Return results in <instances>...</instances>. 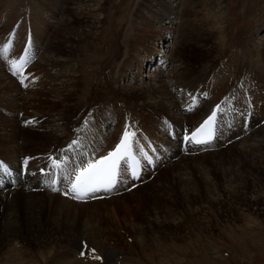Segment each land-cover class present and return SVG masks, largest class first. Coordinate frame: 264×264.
Returning a JSON list of instances; mask_svg holds the SVG:
<instances>
[{"label":"bare ground","instance_id":"bare-ground-1","mask_svg":"<svg viewBox=\"0 0 264 264\" xmlns=\"http://www.w3.org/2000/svg\"><path fill=\"white\" fill-rule=\"evenodd\" d=\"M94 1L37 0V8L48 12L50 19H54L58 14L64 16V19L60 20L59 18L60 21L52 30L50 21L41 18L40 12L35 8V13L32 14L36 28L34 33L30 23L23 22L22 16H25V10L18 6L13 7L0 3L5 16L4 25L17 19L10 28L5 41L0 45V161L19 172H24V179L17 186L0 191V250L11 242L15 246L19 237L25 236L27 238L25 240L36 243H51L71 237V234L77 231L79 238L82 236L90 238L98 242L101 249L104 248L105 244L103 243L106 240H104L103 233L105 230L94 232L98 227L96 223L87 218L83 225V220L78 221L77 218L90 214L99 215L100 208H106L107 198L88 202L75 200L67 192L69 189L67 180L65 188L60 191H54L49 187H35L41 178L46 184L54 183L53 178L48 175L38 176V172L52 167V163L56 159L66 156L64 154L70 147H80L88 154L91 153L93 159H98L111 149L115 140L129 124L134 125L135 129L139 131L136 134V141L145 143L152 140L157 146L164 148L161 155L167 160H171L180 151L174 149V145L167 140L165 132L160 130L165 127L167 121H174L178 130L188 131L203 117L214 111L221 117L220 125H224V128L220 129V135L223 137L228 130L225 116L229 112H233L240 120L244 119L245 113L253 117L252 120L255 122L251 124L252 130L249 132L260 128L249 134L247 138L232 145L228 144L226 151L235 147L236 151L238 148L242 152H249L252 148H259V144L264 142V122L259 123L260 119L255 114V111H259L263 115L259 107L264 105V100L259 102V93L255 91L254 87L246 84V87L250 86L249 89L252 90L249 91L244 88L245 85L243 86L247 75L252 81L255 78L252 75L259 74L256 75L258 77L256 82L262 77L264 69L252 65L249 57L251 54L255 56L258 53L264 63V40L257 44L252 38L254 34L251 33L252 36L247 34L243 28L236 32L233 49L236 52L233 54V50L231 51L228 63L221 59L218 60L223 65L222 69L215 68L212 70L213 74L210 73L211 75L204 73L205 78H202L198 83H190V80L182 79L188 76L185 71H181L179 74L181 82L170 79V76L167 77L168 80L175 82L173 86L177 89L185 90L182 103L176 101L175 97L171 95V90L169 91L163 85V82L168 83L164 78L166 74L164 75L163 72L157 73L154 78L150 75L155 84L146 87L130 85V83L123 84L124 86L117 85L122 79H127V73L131 75V78H136L139 67L145 65L144 61L147 60L154 46L153 42L164 38L170 29V25L164 26L162 21L169 19L170 16H176L175 13H178L176 9L180 13H185L178 16V38L176 37L178 41L187 34L191 36L186 30L196 24L199 16L202 15L200 19L205 27V32L210 34L209 36L214 40L217 52L219 48L223 50L229 39L227 30L222 26V20L225 18L217 10H214L223 0H205L201 12H194L193 0H153L159 4L161 2L160 10L154 6L148 7V1L144 0L142 6L148 7L144 10L149 16L142 15L141 4L137 3L135 12L127 20L128 25L126 26L130 27V31L119 30L116 34L112 29L113 36L103 57H99L95 53L104 42V26L111 13L107 12L108 0L92 4ZM120 2L121 0H116L113 3L114 13H116ZM1 4L6 7L2 9ZM58 4L64 5L65 8L62 12V8ZM76 18L82 20V25H79L82 28H74ZM171 19L168 24L173 23ZM126 26H123L124 30ZM260 26L264 28V22ZM21 27L23 30L19 34ZM195 34L197 36L199 33ZM1 35L5 34L0 29ZM71 36L73 40L70 39ZM196 41L198 40L196 39ZM5 49L7 51H4ZM212 49H215L214 46ZM83 51H87L88 55L85 56ZM210 51V49L206 50L208 54ZM36 54H39L37 59L35 58ZM27 55L28 57L32 55V57L22 69ZM172 55L173 60L183 61L180 59L178 50L172 51ZM154 60L156 63L157 57ZM114 63H117V69L114 68ZM249 64L252 67L255 66L254 71L247 70ZM13 65H16V74H14ZM59 68L61 71L52 72L53 69L58 70ZM187 71H192V68H188ZM86 72L93 75L87 79ZM217 74L221 76L217 77ZM215 83H219V85L214 86ZM257 86L259 88V85ZM88 88L89 91H87ZM232 91L238 92L235 94ZM200 95L203 103L195 107L194 110H187L195 101L196 96ZM231 99L237 104L232 105ZM41 107H45L46 112L41 110L33 112L35 108ZM179 111H182L180 117L176 115ZM232 117L233 115L229 113L228 118ZM24 124L25 126H23ZM244 136H240L239 139ZM73 141L77 143L74 144ZM216 150H220L219 153L225 151ZM206 152L186 153L197 156H182L181 158L209 155V151ZM159 167L160 165L157 169ZM123 185L126 184L123 183ZM125 190L123 193L127 192ZM131 194L133 193H128L126 196L129 197ZM153 194L155 192L152 190L149 193L145 192V195L148 196H153ZM45 228L47 230H44ZM89 233L91 235L96 233L97 236H91ZM107 237L106 235L105 239ZM196 238L198 240L199 237ZM69 242L71 241L69 240ZM161 251L163 250L161 249ZM154 252L156 251L154 250ZM36 253V259L33 257L26 259V256H21L24 253L17 254L15 248L9 252L4 250L3 253L0 252L2 259L0 264H53L49 259L52 256L51 251L49 253L36 251ZM149 257L146 258L151 259ZM63 261L67 260L63 257Z\"/></svg>","mask_w":264,"mask_h":264},{"label":"rangeland","instance_id":"rangeland-1","mask_svg":"<svg viewBox=\"0 0 264 264\" xmlns=\"http://www.w3.org/2000/svg\"><path fill=\"white\" fill-rule=\"evenodd\" d=\"M36 1L0 0V3L13 7L18 6L25 10L26 14L22 16L24 18L23 22L30 23L33 33L36 28L32 14L35 13L34 9L36 8L40 12L41 18L50 21L49 24L53 30L61 18L64 19V16L58 14L54 19H50L48 12L46 13V11L37 8ZM98 1L102 2L101 0H95L92 4L98 3ZM143 1L121 0L116 13H114L113 3L116 0H108L107 12L111 14L108 15L105 22L104 42H102L95 55L99 57L105 55L109 41L113 36L112 29L116 34L119 30L123 32L130 31V27L126 26L128 25L127 20L135 12L137 3L141 4L142 15H148L144 8L149 6H154L160 10L161 2L159 4V2L147 0L148 7H143ZM200 1L193 0L194 12L202 11L201 7L205 0ZM1 5L2 9L6 7L3 4ZM58 6L62 8L61 12L65 8L61 4H58ZM214 10H217L225 18L222 20V26L227 30L229 39L227 38L228 41L223 50L219 48L217 52L214 40L204 30L205 27L200 19L202 15L199 16L196 24L186 30L192 37L187 34L178 41V16L185 13H180L176 9V12H178L175 13L176 16H170L169 19L162 21V24H165L164 26L170 25V29L164 35L165 39L160 38L159 41L153 42L154 46L148 58L145 57L147 58L144 61L145 65L139 67V73L137 74L139 76L136 75V78H131V75L127 73V79H122L119 83L117 82V85L124 86L130 83V85L146 87L155 84L152 78L157 73L163 72L164 75L166 74L164 78L168 82H163V85L169 91L171 90V95L177 101V98H180L177 94H183L184 90L173 86L175 82L168 80V76L178 82H181L182 79H188L190 83H198L202 78H205L204 73L213 74L212 70H215V68L222 69L223 65L218 60L221 59L228 63L232 52L233 54L236 52L233 50L234 39L236 32L241 28L244 31L246 30L247 34L253 33L254 37L252 34L251 36L257 44L264 40V28L260 26L264 22V0H223ZM170 19L173 23L168 24ZM4 21V12L0 7V29L6 35L0 36V45L5 41L10 28L17 19L6 25H4ZM81 22V19L76 18L74 28H82L79 26L82 25ZM5 26L6 28H4ZM123 26H126L125 30ZM22 30L23 27H21L19 34ZM196 32L199 33L197 36ZM70 39L73 40V37L71 36ZM196 39L201 40L199 44ZM212 45L215 49H212ZM211 46L212 48H210ZM207 49L211 50L210 54L206 52ZM174 50H178L180 59L184 62L172 59V51ZM83 54L88 55L87 51H83ZM155 57H157L156 63L154 62ZM249 59L252 65L264 69V63L258 53L255 56L251 54ZM116 64L114 63L115 69H117ZM250 65H248L247 70L254 71L255 66ZM188 68H192V71L188 72ZM86 70H89V68H86ZM58 71H61V68L52 70L54 73ZM181 71L188 73V76L181 79L179 77ZM200 74L202 75L200 76ZM86 75L88 79L93 74L86 72ZM150 75H152V78ZM256 75H252L255 77L252 81L247 75L245 78L247 80H245L243 86L245 85L244 88L246 89H249L250 86L254 87L255 91L259 93L260 102L264 100V72H262V77L259 76L261 79L258 82L255 80H258L257 76L259 74ZM219 76L221 75L217 74V77ZM114 77L116 78V74ZM246 84L250 86L247 88ZM218 85L219 83L214 84V86ZM257 85H259V88ZM89 88L87 91H89ZM249 91L252 90L249 89ZM237 92L232 91L235 94ZM230 102L232 105L237 104L232 99ZM259 108L263 115L259 111H255V114L263 118L264 105H260ZM38 110L46 112L45 107L35 108L33 112ZM176 115L181 116L180 112H177ZM258 129L260 128L258 127L229 145L247 138L249 134ZM229 145L220 148L225 150L223 153H219L220 150L215 149L207 151L209 155L185 159L181 157L197 155H187L184 152L177 154L176 157L166 161V163L163 162L155 172L145 175L138 185L139 187L136 186L138 189L136 187L127 189L124 187L118 191L122 194L118 193L119 195L115 194L107 197L106 208H100V214L97 213L99 215L79 216L77 219L78 221L83 220V225L86 223L85 219L87 218L97 224L98 227L94 232L105 230L106 233H104L108 237L105 239L106 235L103 233L106 241L103 243L105 246L102 249L98 246V242L90 238L84 236L79 238V232L77 231L78 234L73 232L71 237L62 238L59 242L51 243L41 241H38L41 243H36L35 241L25 240L27 239L25 236L19 237L14 244L15 246L11 242L5 247L3 246L0 252L3 253L4 250L9 252L12 251V248H15L17 254L23 252L24 254L21 256H26L27 259L29 257L35 258L36 251L47 253L51 251L52 256L49 259L52 260L53 264L65 262L63 257L67 260L63 264H69L70 262V264H264V142L259 144V148H252L249 152H242L238 148L236 151L235 147H231L226 151ZM124 189H126V193H123ZM145 189L147 193L152 190L155 194L153 196L145 195ZM131 192L133 194L129 197L126 196ZM109 198L115 199L110 200ZM99 205L101 204L99 203ZM44 230H47V228ZM89 234L91 235V233ZM94 235L97 236L96 233H92L91 236ZM140 235L143 237L142 239ZM194 236L195 239H193ZM196 237H199L198 240ZM145 255L146 257L150 255L149 258L151 259H147L144 257Z\"/></svg>","mask_w":264,"mask_h":264},{"label":"snow or ice","instance_id":"snow-or-ice-1","mask_svg":"<svg viewBox=\"0 0 264 264\" xmlns=\"http://www.w3.org/2000/svg\"><path fill=\"white\" fill-rule=\"evenodd\" d=\"M4 51H7V49ZM13 69L14 74H16V65H13ZM214 121L215 113L205 122L199 132L190 139L197 144L207 143L212 135L211 125ZM201 133H205L207 139H198L197 136ZM130 141V135L125 133L123 139L119 142L114 151L110 152L96 163H88L87 167H82L75 175L70 185V191L74 193L73 198H83L89 193H95L101 190L111 191L116 185L118 175L120 174V161L125 160L131 151ZM73 143L75 144L77 142L73 141ZM56 166L58 167L59 165L57 164ZM133 176L138 177V173L133 171Z\"/></svg>","mask_w":264,"mask_h":264}]
</instances>
